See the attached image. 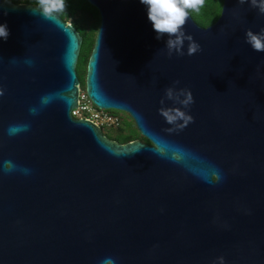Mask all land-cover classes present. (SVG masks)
I'll return each mask as SVG.
<instances>
[{
	"label": "water",
	"instance_id": "1",
	"mask_svg": "<svg viewBox=\"0 0 264 264\" xmlns=\"http://www.w3.org/2000/svg\"><path fill=\"white\" fill-rule=\"evenodd\" d=\"M87 1L100 26L85 91L149 142L75 117L82 35L35 2L0 0V264H264V52L245 42L264 15L239 0L209 26L189 13L203 50L185 41L169 57L140 0ZM176 80L194 121L169 132L160 100ZM19 123L29 130L9 136Z\"/></svg>",
	"mask_w": 264,
	"mask_h": 264
},
{
	"label": "clouds",
	"instance_id": "2",
	"mask_svg": "<svg viewBox=\"0 0 264 264\" xmlns=\"http://www.w3.org/2000/svg\"><path fill=\"white\" fill-rule=\"evenodd\" d=\"M205 0H140L147 9V18L151 22L157 39L167 36L166 49L169 57L173 54L183 56L185 41H188L187 55L191 56L202 51L201 45L194 40L191 34H187L185 26L189 19V13L198 10L204 4ZM249 4L251 8L264 15V0H239L240 5ZM36 8L45 19L52 20L67 9V0H36ZM10 35V30L6 23H0V39L6 41ZM245 42L251 46L254 51L264 52V28L259 32L247 29ZM31 64V61H26ZM180 81H174L172 86L165 89L164 97L161 98L159 114L164 118L167 124L171 125L167 129L169 132H179L185 129L194 121L188 109L195 102V98L190 88H177ZM5 89L0 87V97L4 96ZM166 101H172V106H167ZM46 103V98H43ZM30 113L38 114L36 108H30ZM30 125L19 123L9 125L8 135L15 136L21 132L28 131ZM156 151L162 157H167V149L157 146ZM11 170V169H9ZM27 171V170H25ZM219 264H225L224 257H218ZM103 264H114V261L107 259Z\"/></svg>",
	"mask_w": 264,
	"mask_h": 264
},
{
	"label": "trees",
	"instance_id": "3",
	"mask_svg": "<svg viewBox=\"0 0 264 264\" xmlns=\"http://www.w3.org/2000/svg\"><path fill=\"white\" fill-rule=\"evenodd\" d=\"M223 1L224 0H205L204 4L200 6L198 10L190 11V13L199 24L203 26H209L212 23H214L221 15ZM85 13H87V15L89 14L93 15L92 16L93 17L92 26H88L89 18L91 19V17L86 16ZM59 15L64 20L70 22L80 32V34L83 37V42H82L79 60L77 64V72L81 80V88L85 90L87 63H88V59H89L90 53L92 51V48L95 42V37L98 31V28L100 26L99 11L95 6L90 4L87 0H67L66 11ZM113 112L118 114L120 118L122 119L121 125L118 127V129H122V126L125 123L124 117L115 111ZM134 126L136 127L135 122H134ZM139 133L140 132L138 131V133H133V134H128V135H118L115 137H110L108 134L106 133L105 134L109 138L117 140L120 143H126L129 141L135 140V139H139L140 138Z\"/></svg>",
	"mask_w": 264,
	"mask_h": 264
},
{
	"label": "built area",
	"instance_id": "4",
	"mask_svg": "<svg viewBox=\"0 0 264 264\" xmlns=\"http://www.w3.org/2000/svg\"><path fill=\"white\" fill-rule=\"evenodd\" d=\"M15 2H34L35 0H13ZM78 109H73L72 114L75 117L87 118L98 126H100L104 132L107 128L119 127L122 119L120 116L111 111V109L100 108L95 105L88 97L86 91L80 89Z\"/></svg>",
	"mask_w": 264,
	"mask_h": 264
},
{
	"label": "rangeland",
	"instance_id": "5",
	"mask_svg": "<svg viewBox=\"0 0 264 264\" xmlns=\"http://www.w3.org/2000/svg\"><path fill=\"white\" fill-rule=\"evenodd\" d=\"M35 2V1H34ZM86 16H90L91 19L89 18V24L88 26H92L93 24V20H92V14L87 15V13H85ZM82 89V88H81ZM83 91H85L84 89H82ZM111 111H115L119 114H121L124 117V125L122 126V129H118V127H111V128H107L106 130H104V132L106 134H108L110 137H115L118 135H128V134H133V133H138L136 127L134 126V122L133 119L129 116V114L127 112L121 111V110H115V109H111ZM140 138H143L140 133H139Z\"/></svg>",
	"mask_w": 264,
	"mask_h": 264
},
{
	"label": "flooded vegetation",
	"instance_id": "6",
	"mask_svg": "<svg viewBox=\"0 0 264 264\" xmlns=\"http://www.w3.org/2000/svg\"><path fill=\"white\" fill-rule=\"evenodd\" d=\"M36 3V2H35ZM143 138H139V139H141L142 141H144V142H149L144 136H142Z\"/></svg>",
	"mask_w": 264,
	"mask_h": 264
}]
</instances>
